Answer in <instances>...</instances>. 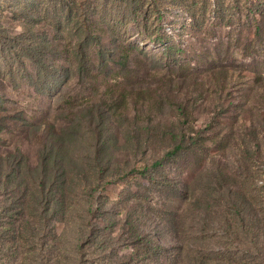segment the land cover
I'll return each instance as SVG.
<instances>
[{
  "label": "rangeland",
  "instance_id": "obj_1",
  "mask_svg": "<svg viewBox=\"0 0 264 264\" xmlns=\"http://www.w3.org/2000/svg\"><path fill=\"white\" fill-rule=\"evenodd\" d=\"M68 20L94 21L116 44L139 46L154 57L163 56L168 45H180L193 68L218 69L231 52L230 59L242 69L261 72L263 81L249 80L246 96L232 104V117L219 121L233 128L229 136L245 134L250 125L260 127L261 147L243 154L236 147L211 152L204 156L211 170L195 161L187 163L189 171L167 163L163 170L180 185L170 195L158 192L138 168L140 161L157 155L155 142L146 143L137 155L120 152L116 181L107 182L109 174L94 185L102 213L92 216L77 185L66 216L49 218L43 203L37 204L38 217H30L21 236L16 224L24 215L23 204L8 192L0 214V264H264V0H0V121L3 117L8 130L0 148H9L19 159L20 149L35 163L40 145L34 134L39 128L71 121L76 129V110L96 93L94 84L77 77L64 84L63 63L62 76L49 86L26 58L30 43L42 41L50 43L45 55L51 56L45 59L39 53V67L65 62L62 44L74 35L58 26ZM137 68L143 72L139 80L151 86L145 96L153 95L158 83L143 67L133 70ZM128 78L132 87L137 80L133 71ZM250 105L254 114H244L242 107ZM179 112L170 105L145 111L141 97L130 109L132 116L163 121L175 120ZM24 117L32 126H25ZM194 117L197 125L206 118L199 113ZM79 151L85 153L86 146ZM226 162L227 170L222 169ZM241 192L248 198L242 210L233 206L244 200ZM128 214L141 237L127 228ZM152 240L162 246L152 248L147 244Z\"/></svg>",
  "mask_w": 264,
  "mask_h": 264
},
{
  "label": "trees",
  "instance_id": "obj_2",
  "mask_svg": "<svg viewBox=\"0 0 264 264\" xmlns=\"http://www.w3.org/2000/svg\"><path fill=\"white\" fill-rule=\"evenodd\" d=\"M58 27L66 29L70 37L74 35L75 38L62 44L66 47V53L62 56L65 62L59 61L55 68L39 67V53H44L42 55L45 59L51 56L45 55L48 52L45 45L50 43L42 41L30 43L25 49L26 58L49 86L62 76L59 69L64 70L63 64H67L63 83L68 84L72 78L77 77L83 82L94 84L96 93L91 96L87 105L76 110V129H73L71 121L50 123L43 131L39 128L34 134L40 145L35 163L24 150H18L21 154L19 159L9 148H0V214L4 210L3 199L8 192L17 196L24 210L22 219L17 221L18 224L15 223L19 236L30 225V217H38L34 213L37 204L43 203L44 212L51 213L49 218L60 213L58 218L66 216L73 208L72 196L77 185H81L86 197L84 204L88 205L87 209L92 216L102 213L103 207L95 203L99 202V196H96L97 187L94 185L99 180L106 179L109 174L107 182L116 181L115 172L120 169V165L115 166L117 154L133 152L137 155L148 142L157 144V155L153 159L140 161L138 168L158 192L167 195L180 188V185L174 184L167 176V171L163 170L167 163L189 171L187 163L195 161L205 168L207 165L211 170V162L204 157L211 152L225 153L234 147L242 150V154L260 150V127L250 125L249 130L245 127V134L229 136L233 128L224 127L219 121L220 118L232 117V104L238 97L246 96V83L249 80L260 81V84L263 81L261 72L242 69L240 63L234 58L230 59L231 52L225 59V65L218 69L204 70L189 65L180 45H168L163 56L154 57L139 46L116 44L111 35L104 33L105 27H99L94 21L68 20L66 26ZM135 67H143L147 73H151V79L158 83L153 95L145 96L151 86L149 84L145 87L147 82L139 80L143 72L141 68L133 70ZM132 71L137 80L131 87L128 75ZM52 79L54 80L51 82ZM139 97L142 98L145 111L151 110L155 105H170V108H177L180 112L173 121L143 118L138 114L134 117L130 109L131 105L139 104ZM260 97L263 99L264 92ZM255 101L257 105L260 104L259 100ZM105 102L109 103L103 106L102 103ZM239 106L237 102L235 107ZM242 108L246 109L244 114H254L251 105ZM196 113L206 117L201 125L195 122ZM3 119L2 117L0 121V139L8 131ZM24 120L25 126H32L30 118L24 117ZM82 145L86 146L85 153L79 151ZM228 166L226 162L222 169L227 170ZM228 174L231 176L229 171ZM191 192L196 194L195 189ZM231 193L235 191L232 190ZM241 197L244 199L241 205L236 201L233 204L240 210L248 199L243 192ZM96 204L98 207L93 209L92 206ZM46 214L43 215L44 218H47ZM130 218L131 214H128L125 223L127 228L132 235L141 237L137 223ZM93 238L98 239L97 235ZM147 244L154 249L162 246L156 240Z\"/></svg>",
  "mask_w": 264,
  "mask_h": 264
}]
</instances>
